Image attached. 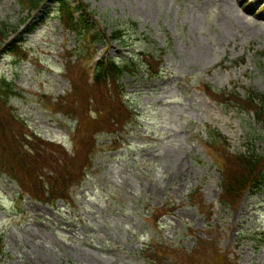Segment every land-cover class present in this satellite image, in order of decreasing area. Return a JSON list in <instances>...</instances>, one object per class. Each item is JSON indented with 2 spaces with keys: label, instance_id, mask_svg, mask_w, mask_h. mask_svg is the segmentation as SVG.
I'll list each match as a JSON object with an SVG mask.
<instances>
[{
  "label": "rangeland",
  "instance_id": "374dc122",
  "mask_svg": "<svg viewBox=\"0 0 264 264\" xmlns=\"http://www.w3.org/2000/svg\"><path fill=\"white\" fill-rule=\"evenodd\" d=\"M71 1L95 11L108 36L126 30L129 46L88 43V76L74 67L83 41L59 22L57 1L28 19L17 0H0V21L29 22L0 53V77L18 92L0 104V120L8 107L28 126L0 130V264H151L144 252L157 242L158 264H264V245L251 239L264 230V188L235 207L220 200V154L205 143L215 129L232 154L264 156V119L240 106L249 91L264 93V0ZM161 49L162 72L150 76L144 63L156 65ZM131 53L142 64L121 78L122 96L91 87L98 59ZM23 133L53 144L46 157L25 158L32 180L10 163L5 142ZM63 172L74 176L67 193L55 181ZM15 177L57 201L22 195Z\"/></svg>",
  "mask_w": 264,
  "mask_h": 264
},
{
  "label": "trees",
  "instance_id": "16d2710c",
  "mask_svg": "<svg viewBox=\"0 0 264 264\" xmlns=\"http://www.w3.org/2000/svg\"><path fill=\"white\" fill-rule=\"evenodd\" d=\"M45 1L46 0H18L20 5L22 6L23 11L28 10V17H30L32 11H37L38 9H40ZM58 2V14L61 17L64 27L70 31L75 32L79 36L81 41H83L82 50L78 53L80 60H76V62L74 63V67L80 66L84 71V74L88 76L86 67L83 66V63L92 61L94 59L95 53L94 50L93 52H91V48L88 47V43L100 42L107 45L109 43L107 29L96 27L91 18L95 11H88L83 4L73 6L69 2V0H58ZM76 13H78V15H76ZM25 23H27V19L23 20L22 23L19 24H13L10 21H0V53H3L5 51V45L9 41L10 37L14 33H17L20 30V27ZM125 33L126 30L124 28H115V30L113 29L111 31L110 39H116L121 45L129 46L124 40ZM13 44L14 47H12L11 50H14L15 48V50H17V53H20V45L18 44V42L16 41ZM164 52V49H161V51L157 53L159 57L157 58V60H155V62L157 63L156 65L148 61L144 63L146 65V67L144 68L147 71L148 75L158 76L161 74L162 71L158 64L162 63V56ZM152 54L154 55L153 58L157 57L155 53L152 52ZM140 64L142 63H140V61L135 58V54L132 53L125 59L117 58L97 60L94 68V74L92 78L93 83H91V87H101L106 89L107 92L113 90L116 96H122V94L124 93V90L122 89L124 88H122L120 84L121 78L127 73L134 74L136 71H139ZM207 88H209V86H207ZM16 89L17 88L15 87L13 82L7 80L6 77L2 79L0 77V104L3 106H8V102L10 101L11 97L18 94V92H16ZM209 90L211 89L209 88ZM206 91L210 94L208 90ZM213 93L218 100L220 98L223 102H228V98H222L223 96H226L225 92L218 93L214 90ZM240 106H244L247 110L254 112L255 116L258 119H264V93L256 90L249 91L248 96L244 101L240 103ZM125 107L128 108L129 106ZM7 109L9 110V114L6 120H0V130H2L4 127L7 130V127L12 126V123L15 126H20L21 128L28 127L20 117H17L12 109L8 107ZM104 112V119H106V117L110 116V112L107 110ZM127 112L130 113L128 109ZM127 117H132L131 113L127 115ZM75 120L78 121L76 118ZM26 134L27 133H23L19 140L11 139L9 138V136H5V142L11 144V150L15 153L13 154L15 159L11 158L10 163L19 167L17 172L20 176L23 177V179L32 180V178H36L38 177V175L35 173L31 164L26 162L25 158H44L47 156L46 150H51L53 144L48 141L41 140L38 137ZM23 137L29 139L30 143L25 144L24 142H22L21 138L23 139ZM221 143H223V145H220ZM207 145L220 154L217 159L221 164L220 167L223 176L221 195L222 201L235 207L242 199L245 191H256L259 190L261 186H264V156L259 155L258 153H256V151H251V153L249 154H232L230 150V144L227 139L219 133L214 134L213 131L209 132ZM56 165L66 169L71 164L62 162ZM233 166L238 167L239 171L234 172L232 168ZM17 179L19 180V178ZM61 180L65 181L66 187L64 188V191L65 193H67L70 189V186L73 184L74 176L73 174L63 172L57 179H55L57 183ZM19 182L24 185L23 187L32 186L31 184L24 183L21 180H19ZM26 190L28 192L31 191L30 189ZM44 194L47 195L46 198H41V200L43 201L54 202L57 199V197H54L55 195L48 192V189H44ZM251 239L254 240L258 246L264 245V230L254 232ZM1 244L2 241L0 236V254H4L3 246ZM158 244L159 243L157 242V244L151 245L156 246V248H158L157 251L156 249L154 251L148 249L144 252L147 253L146 257L149 258L151 264H158L157 258H154L155 251L161 252L159 246L157 247ZM221 264H226V262L222 260Z\"/></svg>",
  "mask_w": 264,
  "mask_h": 264
}]
</instances>
